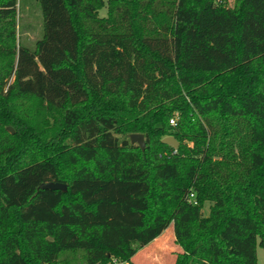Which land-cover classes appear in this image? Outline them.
I'll return each mask as SVG.
<instances>
[{
    "label": "trees",
    "instance_id": "16d2710c",
    "mask_svg": "<svg viewBox=\"0 0 264 264\" xmlns=\"http://www.w3.org/2000/svg\"><path fill=\"white\" fill-rule=\"evenodd\" d=\"M171 225L175 264H258L264 0H0V264H132Z\"/></svg>",
    "mask_w": 264,
    "mask_h": 264
},
{
    "label": "rangeland",
    "instance_id": "374dc122",
    "mask_svg": "<svg viewBox=\"0 0 264 264\" xmlns=\"http://www.w3.org/2000/svg\"><path fill=\"white\" fill-rule=\"evenodd\" d=\"M233 1L230 0V3ZM99 14L101 17H106L107 8H102ZM20 17V39L23 43L34 46L36 40L41 38L40 13L33 5L32 7L28 6ZM9 128L12 129V127H8V131ZM210 208L211 203H206L203 208L204 216L209 215ZM181 252L182 249L175 242L173 225H171L160 237L142 248L132 259V264H175L176 258ZM82 260L83 256L80 254L77 257V263L79 264ZM257 261L258 264H264V248L260 245L257 246Z\"/></svg>",
    "mask_w": 264,
    "mask_h": 264
},
{
    "label": "water",
    "instance_id": "95a60500",
    "mask_svg": "<svg viewBox=\"0 0 264 264\" xmlns=\"http://www.w3.org/2000/svg\"><path fill=\"white\" fill-rule=\"evenodd\" d=\"M9 131L13 133V130L11 128H9ZM130 142L132 145H138L142 150L145 149V139H144V135L142 134L130 135ZM162 142L170 146L174 150L178 149L180 146V143L172 136L164 138ZM39 190H53V191L60 190L66 192L67 186L62 183L49 182V183L41 184Z\"/></svg>",
    "mask_w": 264,
    "mask_h": 264
},
{
    "label": "built area",
    "instance_id": "2783aa9c",
    "mask_svg": "<svg viewBox=\"0 0 264 264\" xmlns=\"http://www.w3.org/2000/svg\"><path fill=\"white\" fill-rule=\"evenodd\" d=\"M175 118H173V119H171V121H170V123L172 124V125H175L176 123H175ZM107 264H124V263H121V262H119L117 259H112L109 263H107Z\"/></svg>",
    "mask_w": 264,
    "mask_h": 264
}]
</instances>
